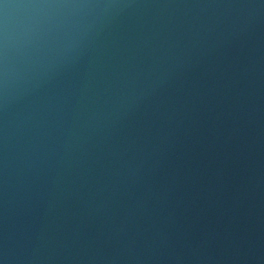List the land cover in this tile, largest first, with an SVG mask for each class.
<instances>
[{"label": "water", "instance_id": "1", "mask_svg": "<svg viewBox=\"0 0 264 264\" xmlns=\"http://www.w3.org/2000/svg\"><path fill=\"white\" fill-rule=\"evenodd\" d=\"M0 264H264V0H0Z\"/></svg>", "mask_w": 264, "mask_h": 264}]
</instances>
